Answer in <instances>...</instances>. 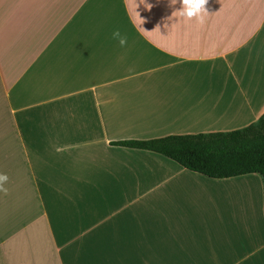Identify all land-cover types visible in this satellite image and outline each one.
I'll return each instance as SVG.
<instances>
[{"label": "crops", "instance_id": "obj_1", "mask_svg": "<svg viewBox=\"0 0 264 264\" xmlns=\"http://www.w3.org/2000/svg\"><path fill=\"white\" fill-rule=\"evenodd\" d=\"M180 7L0 0V264H264L258 174L118 144L264 114V0Z\"/></svg>", "mask_w": 264, "mask_h": 264}, {"label": "trees", "instance_id": "obj_2", "mask_svg": "<svg viewBox=\"0 0 264 264\" xmlns=\"http://www.w3.org/2000/svg\"><path fill=\"white\" fill-rule=\"evenodd\" d=\"M118 144L159 153L209 178L258 174L264 181V114L256 123L238 130Z\"/></svg>", "mask_w": 264, "mask_h": 264}, {"label": "clouds", "instance_id": "obj_3", "mask_svg": "<svg viewBox=\"0 0 264 264\" xmlns=\"http://www.w3.org/2000/svg\"><path fill=\"white\" fill-rule=\"evenodd\" d=\"M177 3H180L181 5L180 9L176 10L179 11L180 16L185 17L188 20L195 18L200 24L205 23V16L209 13L206 7L208 0H170V6H174ZM149 6L151 7V5ZM111 39L117 41L121 47H125L128 42L127 35L123 34L119 28L113 30ZM7 181L8 176L0 173V192H3L4 194H7L8 192V189L4 187V184L7 183Z\"/></svg>", "mask_w": 264, "mask_h": 264}]
</instances>
